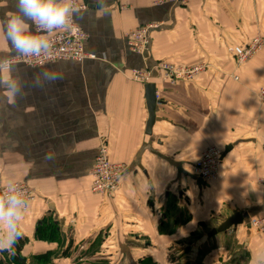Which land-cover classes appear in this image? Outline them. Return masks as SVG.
<instances>
[{
    "label": "crops",
    "instance_id": "obj_1",
    "mask_svg": "<svg viewBox=\"0 0 264 264\" xmlns=\"http://www.w3.org/2000/svg\"><path fill=\"white\" fill-rule=\"evenodd\" d=\"M77 1L87 8L74 21L94 60L0 71V177L26 183L36 196L25 215L0 203V252L17 234L27 239L28 263L51 252L58 253L53 264H101L99 257L113 252L117 264H171L206 245L203 264H264V238L250 226L264 217V106L255 97L264 87V50L243 65L227 52L264 38V0ZM66 2L0 0V64L33 43L36 18ZM149 24L157 27L147 50L135 55L128 34ZM161 62L208 67L168 85L157 76ZM135 71L151 79L139 82ZM148 83L159 101L150 134ZM101 143L112 163L125 166L110 200L89 188ZM211 146L229 151L219 177L200 189L194 165ZM234 212L242 225L210 236ZM43 220L56 226V242L35 236ZM197 233L192 248L183 243ZM81 247L85 259L76 257ZM171 251L179 255L166 256Z\"/></svg>",
    "mask_w": 264,
    "mask_h": 264
},
{
    "label": "built area",
    "instance_id": "obj_2",
    "mask_svg": "<svg viewBox=\"0 0 264 264\" xmlns=\"http://www.w3.org/2000/svg\"><path fill=\"white\" fill-rule=\"evenodd\" d=\"M184 4V0H168ZM87 6L77 0H67L63 9L57 12H47L36 18L32 23L35 39L22 53L13 56L0 64V71L7 72L11 65L21 64L29 68H36L57 62H79L85 59L94 60L93 54L84 52V44L88 35L74 21V14L85 11ZM156 25H145L131 31L127 37V46L135 55L143 54L149 45V31ZM264 50V38L253 37L248 43L240 46H230L227 52L238 65L253 60ZM207 65H172L161 62L156 66L158 78L165 84L175 85L179 81H191L207 70ZM132 78L145 83L151 79L147 71H135ZM237 81L238 78L234 77ZM258 103L264 106V87L257 90L255 95ZM223 149L211 146L205 149L194 165L196 178L208 184L220 175V164ZM125 166L112 163L108 158L105 143L97 148L95 160L89 173V188L91 193L113 199L118 190V184L123 175ZM36 196L31 188L24 182L4 183L0 177V203L5 211L17 210L27 214ZM250 226L264 238V217L251 221ZM85 250L81 247L79 251Z\"/></svg>",
    "mask_w": 264,
    "mask_h": 264
},
{
    "label": "trees",
    "instance_id": "obj_3",
    "mask_svg": "<svg viewBox=\"0 0 264 264\" xmlns=\"http://www.w3.org/2000/svg\"><path fill=\"white\" fill-rule=\"evenodd\" d=\"M173 203L174 202H172L171 204L173 205ZM175 213L176 211L174 209L172 211H169V213L166 214V218L172 217ZM174 230H171L169 234H173L175 232ZM163 232L164 231L162 229L159 230V233L162 234ZM35 236L38 239H42L48 242H54V241L56 242L57 228L54 225V223H52L51 220H43L37 226L35 231ZM99 242L100 241H97V245H99ZM26 243H27L26 238H21L17 234H14L11 249L8 251L0 252V264H53L52 260L57 258L58 256V253L47 252L42 255L31 257L30 263H28L27 259L22 256V250ZM67 252H68V248L61 255L66 256ZM181 254L184 255V253Z\"/></svg>",
    "mask_w": 264,
    "mask_h": 264
},
{
    "label": "water",
    "instance_id": "obj_4",
    "mask_svg": "<svg viewBox=\"0 0 264 264\" xmlns=\"http://www.w3.org/2000/svg\"><path fill=\"white\" fill-rule=\"evenodd\" d=\"M144 92H145V102H146V108L148 113V120L146 123L145 133L150 134L151 128L155 122V108L159 104V101H157L156 98V91L155 86L152 83H148L144 86ZM229 151V147H227L222 157L225 153ZM195 185L197 188L205 187V184L201 179H197L195 182ZM244 222V218H242L241 214L234 212L230 217L226 218L220 225H218L216 228L211 230L210 236H215L217 234H222L227 231H229L231 228H235L239 225H242ZM189 251L188 249H185V252Z\"/></svg>",
    "mask_w": 264,
    "mask_h": 264
},
{
    "label": "rangeland",
    "instance_id": "obj_5",
    "mask_svg": "<svg viewBox=\"0 0 264 264\" xmlns=\"http://www.w3.org/2000/svg\"><path fill=\"white\" fill-rule=\"evenodd\" d=\"M198 233L197 234H192L188 239H186L185 241H183V243H185V244H187L188 245V247H191L192 248V244H194V242H195V240L197 239V237H198ZM228 242H230V240H228ZM210 247H212L211 246V244H210ZM185 248V247H184ZM183 248V249H184ZM182 249V250H183ZM209 247L208 246H201L200 248H197L196 249V253H195V255L191 258V259H185V260H183V261H178V262H175V263H177V264H203V260H204V258H205V256H206V254L208 253V251H209ZM84 251V250H83ZM83 251H77L76 252V257L77 258H80V259H85L86 257L85 256H83L82 255V252ZM181 253H184V252H182V251H180ZM111 253H113V252H104V255L105 256H102V257H99V258H104V260H101L100 261V263L101 264H117V262L115 261V255L113 254L112 256H111ZM165 254H166V256H169L170 254H172V255H174L175 257L177 256V255H179L178 253H176V252H165ZM171 255V256H172ZM181 256V255H180ZM179 256V257H180ZM107 259V260H106ZM175 259V258H174ZM174 259H171V262L173 263V261L172 260H174ZM180 259V258H179ZM145 260V259H144ZM76 261V260H75ZM144 263L145 264H148V261H144ZM171 263V264H172ZM175 263H173V264H175ZM73 264H78L77 262H73Z\"/></svg>",
    "mask_w": 264,
    "mask_h": 264
}]
</instances>
